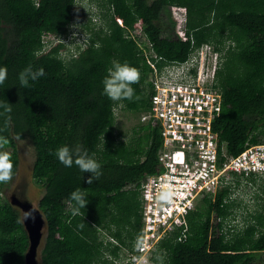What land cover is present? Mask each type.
Masks as SVG:
<instances>
[{
    "label": "trees",
    "instance_id": "trees-1",
    "mask_svg": "<svg viewBox=\"0 0 264 264\" xmlns=\"http://www.w3.org/2000/svg\"><path fill=\"white\" fill-rule=\"evenodd\" d=\"M77 1L0 0V67L7 70L0 82V151L13 162L12 179L18 143L33 148L32 178L44 189L37 209L47 230L39 264H122L139 240L140 186L159 172L161 148L159 128L140 123L151 92L146 46L126 38L124 26L141 25L150 39L146 50L161 57L158 68L207 44L221 54V111L212 125L235 156L264 137V0H88L80 9ZM174 6L186 9V41L175 34ZM43 33L57 44L44 48ZM113 61L140 72L131 99L102 94ZM29 66L43 75L21 86L19 73ZM117 115L136 120L130 133L120 129ZM64 144L93 155L100 177L87 184L89 174L82 178L75 165L60 163L55 149ZM10 180L0 182V264H24L28 236L19 210L1 194ZM242 180L235 177V185L254 184L260 201L239 225L232 223L240 202L230 185L203 193L185 216L186 231L165 234L151 264H264V178ZM77 188L86 194L85 207L70 200Z\"/></svg>",
    "mask_w": 264,
    "mask_h": 264
},
{
    "label": "built area",
    "instance_id": "built-area-1",
    "mask_svg": "<svg viewBox=\"0 0 264 264\" xmlns=\"http://www.w3.org/2000/svg\"><path fill=\"white\" fill-rule=\"evenodd\" d=\"M172 12L176 7H171ZM185 14L175 22V34L186 41ZM123 26L122 18L115 17ZM129 40L142 48L150 47L148 34L139 23L124 26ZM129 28L139 29L141 35ZM44 48L57 40L43 33ZM149 65V108L140 123L159 128L158 173L146 176L140 186L142 222L139 240L122 264H138L144 257L151 264L155 243L175 228L186 231L185 216L195 210V200L203 193H214L234 184L235 177L244 182L250 176L264 178V137L255 144H245L237 155L230 156L225 144L213 131V121L221 111L222 95L216 73L221 54L211 45L192 50L183 62L157 64L161 57L146 50ZM168 192V199L161 197Z\"/></svg>",
    "mask_w": 264,
    "mask_h": 264
},
{
    "label": "clouds",
    "instance_id": "clouds-1",
    "mask_svg": "<svg viewBox=\"0 0 264 264\" xmlns=\"http://www.w3.org/2000/svg\"><path fill=\"white\" fill-rule=\"evenodd\" d=\"M75 26L76 25H73V27ZM75 35L76 33H73V36ZM106 72L107 75L102 79V94L108 97L111 101H121L125 98L131 99L134 93L132 85L136 83L140 77L139 70L128 63L113 61L111 66L106 69ZM6 74V68L0 67V82H3ZM42 75V68L34 71L31 66L26 67L19 73V83L21 86H26L30 78L35 80ZM55 156L65 167L70 168L75 165L82 174V178H84L85 173L89 174L86 179L87 184L92 183L94 179L99 178L101 175L100 162L96 160L93 155H89L88 151L82 148L79 144L74 146H69L67 144L61 145L55 149ZM12 175L13 162L7 152L0 151V182L10 180ZM69 196L70 200L75 202L77 208L85 207L88 203L85 192L81 191L80 188L73 190ZM161 198L167 200L168 192L165 191ZM30 215V212H24L21 222H24ZM138 264H147L146 258L139 257Z\"/></svg>",
    "mask_w": 264,
    "mask_h": 264
},
{
    "label": "rangeland",
    "instance_id": "rangeland-1",
    "mask_svg": "<svg viewBox=\"0 0 264 264\" xmlns=\"http://www.w3.org/2000/svg\"><path fill=\"white\" fill-rule=\"evenodd\" d=\"M88 0H78L77 1V8H86ZM172 9V8H171ZM170 9L172 19L176 22L174 18L177 19V21H182L183 19L180 18L179 15L184 16L183 14L186 13V9L183 7H176L172 10ZM129 30L132 32V36L135 34L141 35V31L139 29L135 28H129ZM66 43H68L67 40H65ZM78 43V41H76ZM80 42V40H79ZM73 46V44H72ZM63 49V48H62ZM118 113V111H117ZM118 120L117 123H119V127L124 133H130L131 127H133L136 124V120L133 118H130L129 116L122 117L121 115H117ZM120 116V117H119ZM18 153H19V164L18 169L15 174V176L7 183L5 188L3 189V193L6 194V196H10L12 193L15 192L16 195H19V193L23 194V197L27 199L32 206L37 208V203L39 199L42 197L44 193V189L42 186L38 185L35 180L32 178V166L34 162V151L32 146L28 142H19L18 143ZM262 179V178H259ZM257 179L256 183L259 184L261 180ZM257 195V189L255 188V185L252 184H245V185H231V197L234 199H237L238 202H240V214L235 220H232V223L235 225H239L241 223V218L243 215H245L248 211H251L253 209V206L258 203V201L255 199V196ZM43 240H41L42 243ZM159 241V240H158ZM157 241V242H158ZM156 242V243H157ZM155 243V245H156ZM154 245V246H155ZM123 253V252H122ZM124 254V253H123ZM38 259H39V253H38Z\"/></svg>",
    "mask_w": 264,
    "mask_h": 264
},
{
    "label": "water",
    "instance_id": "water-1",
    "mask_svg": "<svg viewBox=\"0 0 264 264\" xmlns=\"http://www.w3.org/2000/svg\"><path fill=\"white\" fill-rule=\"evenodd\" d=\"M6 200L20 212L22 218L24 212H30L31 215L21 222L28 236L29 246L25 254L24 264H39L38 253L43 247L46 236V222L41 212L23 197L22 193L16 195L15 192L6 196ZM20 218V219H21ZM41 240L42 243H41Z\"/></svg>",
    "mask_w": 264,
    "mask_h": 264
},
{
    "label": "crops",
    "instance_id": "crops-1",
    "mask_svg": "<svg viewBox=\"0 0 264 264\" xmlns=\"http://www.w3.org/2000/svg\"><path fill=\"white\" fill-rule=\"evenodd\" d=\"M124 253V251H122Z\"/></svg>",
    "mask_w": 264,
    "mask_h": 264
}]
</instances>
